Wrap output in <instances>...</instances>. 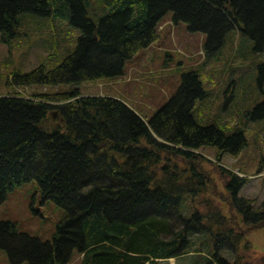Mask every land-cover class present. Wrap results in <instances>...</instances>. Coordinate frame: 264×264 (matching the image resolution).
<instances>
[{
  "label": "trees",
  "instance_id": "16d2710c",
  "mask_svg": "<svg viewBox=\"0 0 264 264\" xmlns=\"http://www.w3.org/2000/svg\"><path fill=\"white\" fill-rule=\"evenodd\" d=\"M169 11L176 21L207 33L209 48L221 46L240 22L257 47L264 46V0H0V39L9 46L20 39L23 18L65 17L81 31L76 49L58 65L15 73L13 83L78 86L109 77L137 48L156 39L157 24ZM196 78L195 72L184 74L178 94L147 122L120 100L80 97L76 87L56 96L55 101L65 100L61 106L0 97V205L16 184L37 180L44 200L67 211L47 242L0 221V247H9L10 259L15 264L22 259L63 264L77 249L83 254L81 264H154L186 254L190 235L209 231L217 240L211 258L217 264H237L221 256L227 247L217 242L236 238V244L242 236L234 237L227 224L217 234L203 229L202 216L183 211L187 193L205 184L194 163L199 158L195 151L216 147L220 157L249 145L243 129L227 135L195 117L196 100L205 94ZM55 108L56 123L48 119ZM255 113L264 116V103L247 116L253 119ZM169 156L189 163L195 174L164 163ZM231 175L228 188L242 223L264 222L263 205L250 209L254 201L238 197L246 179ZM16 250L21 259L13 258Z\"/></svg>",
  "mask_w": 264,
  "mask_h": 264
},
{
  "label": "rangeland",
  "instance_id": "374dc122",
  "mask_svg": "<svg viewBox=\"0 0 264 264\" xmlns=\"http://www.w3.org/2000/svg\"><path fill=\"white\" fill-rule=\"evenodd\" d=\"M96 8L94 4L93 10ZM174 16L173 12H169L158 25L156 39L147 47L137 48L135 54L128 57L116 73L78 86L36 83L28 86L14 85L15 73L20 76L40 66L48 71L58 65L76 49L81 35V31L73 27L65 17H45L35 22L23 18L19 30L20 39L14 40L12 46L0 39V97L13 95L36 103L61 106L66 102L55 101L56 96L69 94L76 87L80 89V97L120 100L147 122L178 94L184 74L196 72L208 92L203 100L198 99L195 104L196 118L207 125L222 126L227 134L244 129L249 145L239 153L226 152L220 157L215 147L207 146L195 151L199 158L194 163L196 166L200 163L207 175V184L201 187L198 195L190 193L194 198L189 196L191 201L187 199L184 202V212L189 215L197 212L209 215L207 228L214 233L226 226L220 212L228 214V223L231 226L241 225L238 228L246 234L237 251L238 264H242V255L246 263L264 264V222L254 223L252 220L250 223H242L237 204L234 201L232 203L228 188L231 174L245 178L247 182L239 195L253 200L254 208L261 205L264 207V116L259 117L255 113L253 119L249 120L246 115L248 110H255L264 103V71L260 80L261 71L258 70V65L264 64V46L257 47L256 42L251 50H247L248 43L244 42L247 51L239 49V38L250 40L242 22V30H232L221 48L216 44L209 48L207 33L190 29L184 21L174 23ZM196 79L199 80V77ZM49 115V121L56 123L58 110H51ZM169 157H173L184 168L185 161L176 156ZM196 169L200 171L199 167ZM66 215L67 211L53 200H44L37 180L16 184L7 191L0 206L1 222H11L17 233L27 234L42 242L53 240L58 224ZM205 234L206 238L202 233L190 236L191 253L194 256L187 254L182 259L158 264H194L197 256L195 249L200 244L202 251L208 252L205 245L208 237L212 244H216L217 240L210 237L209 231ZM217 245L231 247L230 242L220 239ZM11 247L13 252L16 247ZM8 248L0 247V264H15L10 259ZM16 251L18 257L13 258L21 259L19 250ZM221 253L232 261L238 258L231 250H221ZM80 258L75 252L68 264H79ZM202 259L201 264H205L206 260ZM22 260L16 261L28 264V261Z\"/></svg>",
  "mask_w": 264,
  "mask_h": 264
}]
</instances>
